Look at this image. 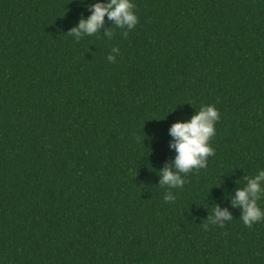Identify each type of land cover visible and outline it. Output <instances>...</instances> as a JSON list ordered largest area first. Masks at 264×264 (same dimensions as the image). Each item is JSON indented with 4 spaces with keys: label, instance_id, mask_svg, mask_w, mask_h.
Returning a JSON list of instances; mask_svg holds the SVG:
<instances>
[{
    "label": "trees",
    "instance_id": "16d2710c",
    "mask_svg": "<svg viewBox=\"0 0 264 264\" xmlns=\"http://www.w3.org/2000/svg\"><path fill=\"white\" fill-rule=\"evenodd\" d=\"M97 2L0 0V264H264L232 204L264 169V0H133V29L68 35ZM208 104L214 155L161 187Z\"/></svg>",
    "mask_w": 264,
    "mask_h": 264
},
{
    "label": "clouds",
    "instance_id": "9594fccd",
    "mask_svg": "<svg viewBox=\"0 0 264 264\" xmlns=\"http://www.w3.org/2000/svg\"><path fill=\"white\" fill-rule=\"evenodd\" d=\"M91 14L82 17L78 24L72 28L68 35L79 41L82 36H91L98 32L105 24V16L113 22L115 27L131 30L138 23V17L134 11L133 0H107L97 2L89 6ZM110 36L111 33H108ZM127 36V31L124 32ZM112 53L107 56L109 62L115 60L119 54L117 47L112 48ZM220 114L215 105H202L199 110L187 121H177L169 129V134L174 138L170 145L175 149L176 155L171 166L165 167L159 172L160 186L169 189L182 187L185 183L181 173L187 174L193 169H202L207 166V158L214 155V149L210 144L211 138L216 133V122ZM246 184L235 191L232 200L234 207L240 210L239 219L245 226L264 219V207L258 201L264 200V169H259L255 175L246 177ZM163 199L172 201L175 199L171 192H166ZM211 223L223 227L224 220H231V214L227 209L215 206L211 216Z\"/></svg>",
    "mask_w": 264,
    "mask_h": 264
}]
</instances>
